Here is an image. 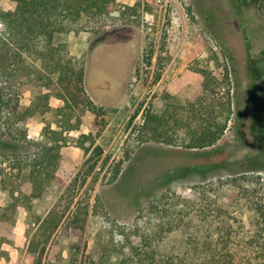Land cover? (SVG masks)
Listing matches in <instances>:
<instances>
[{"label":"rangeland","instance_id":"374dc122","mask_svg":"<svg viewBox=\"0 0 264 264\" xmlns=\"http://www.w3.org/2000/svg\"><path fill=\"white\" fill-rule=\"evenodd\" d=\"M10 6V0H0V10ZM127 7H135L130 17ZM108 11L103 21L83 24L78 34L56 37L66 59L83 64L85 91L102 109L81 113L79 128L65 134L68 144L60 149L59 161L65 185L52 182L34 202L33 213L44 217L51 209L63 211L72 200L64 219L77 202L87 205L82 227L66 222L53 235L58 264L130 261L131 248H144L149 240L159 256L178 255L202 236L199 210L204 204L211 210V231L229 226L235 242L248 239L252 214L248 193L240 189L259 191L260 186L250 185L256 178L264 184V0H115ZM111 42L128 57L135 50L115 98V86L107 94L97 88L103 76L115 82L98 57ZM200 68L218 80L225 70L231 73L233 112L221 140L192 151L139 143L144 111H160L165 94L172 104L194 99L203 81ZM31 95L23 87L21 105L27 106ZM49 103L62 105L54 97ZM51 119L44 115L24 122L27 139L39 140ZM82 135L89 137L85 147L93 143L87 154L75 146ZM94 147L102 155L88 173L86 161ZM8 203L0 192V208ZM15 220L14 243L1 245L6 260L0 264L23 262L27 211L18 208ZM233 244L232 251L243 256L238 242Z\"/></svg>","mask_w":264,"mask_h":264},{"label":"trees","instance_id":"16d2710c","mask_svg":"<svg viewBox=\"0 0 264 264\" xmlns=\"http://www.w3.org/2000/svg\"><path fill=\"white\" fill-rule=\"evenodd\" d=\"M10 1L8 10H0V192L9 198V203L0 208V259L6 260L1 245L14 243L17 209L23 208L27 211L29 229L22 264H58L53 235L66 222L82 227L86 222L87 205L77 202L64 219L72 200L63 211L51 209L44 217L33 213L34 202L52 182L65 185L67 175L59 170L60 149L68 144L65 134L79 128L81 113L102 109L94 105L85 91L83 64L74 66L66 59L65 46L56 43V37L78 34L83 24L103 21L115 0ZM127 10V17L135 13V7H127ZM198 72L203 81L194 99L172 104L171 97L165 94L160 111H144L137 129L139 143L153 142L192 151L211 148L221 140L233 112L229 94L231 73L225 70L218 80L207 69L200 68ZM23 87L32 91L27 106L20 103ZM223 89L226 93L218 97ZM52 97L62 105L50 106ZM44 115H49L51 122L43 126L39 140H28L22 124ZM88 138L80 136L75 145L84 154L93 146L90 143L85 147ZM91 154L86 161L88 173L102 151L94 147ZM243 179L245 177L239 180ZM256 179L254 183L250 180V185L260 186L259 191H245L242 186L240 189L248 193L252 214L251 235L246 240L238 237L241 241H237L243 256L232 251L233 243L237 242L231 227L211 231V210L204 204L199 210L204 232L201 237L191 239L182 253L159 256L149 240L144 248H131L130 261L122 259L101 264H264V184L260 182L262 178ZM215 211L221 214L218 208Z\"/></svg>","mask_w":264,"mask_h":264},{"label":"water","instance_id":"95a60500","mask_svg":"<svg viewBox=\"0 0 264 264\" xmlns=\"http://www.w3.org/2000/svg\"><path fill=\"white\" fill-rule=\"evenodd\" d=\"M117 47L118 45L111 42L110 45L105 46L103 53L98 55L99 64H102L104 68L111 69L109 71L117 77L118 84L113 93V98H115L114 96H117L122 91V87L128 77L129 70L132 67L135 58V50L130 52L128 57L123 49L120 51ZM96 63V60L93 61V64L96 65Z\"/></svg>","mask_w":264,"mask_h":264},{"label":"flooded vegetation","instance_id":"af4514ba","mask_svg":"<svg viewBox=\"0 0 264 264\" xmlns=\"http://www.w3.org/2000/svg\"><path fill=\"white\" fill-rule=\"evenodd\" d=\"M111 79H113V81L115 80L114 83H112V81H109V77H101L99 80H98V84H100L98 88L99 91H101L102 93L104 94H107L109 92L112 91L113 87L117 86L118 83L117 82V77L116 75H113V77H111Z\"/></svg>","mask_w":264,"mask_h":264}]
</instances>
